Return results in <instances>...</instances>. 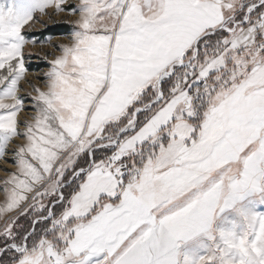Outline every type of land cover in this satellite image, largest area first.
I'll return each mask as SVG.
<instances>
[{"label":"snow or ice","instance_id":"obj_1","mask_svg":"<svg viewBox=\"0 0 264 264\" xmlns=\"http://www.w3.org/2000/svg\"><path fill=\"white\" fill-rule=\"evenodd\" d=\"M0 161V264H264V0H0Z\"/></svg>","mask_w":264,"mask_h":264},{"label":"rangeland","instance_id":"obj_2","mask_svg":"<svg viewBox=\"0 0 264 264\" xmlns=\"http://www.w3.org/2000/svg\"><path fill=\"white\" fill-rule=\"evenodd\" d=\"M44 21H47V17H43L42 18ZM57 20H61V19H74V17H67V16H64L63 14L59 17H56ZM51 28V29H49ZM49 29V30H48ZM68 30V26L67 25H59V26H56V25H48L47 28H45V25L42 24V23H35L33 25V29L32 31L33 32H36V33H39V32H43L44 35H52V34H55L54 38L55 39H58V40H64V37L66 35V32ZM28 51H31L33 53H38V54H43L44 52H47L49 50V46L48 45H41L39 42H37L35 44V46H30L29 49H27ZM30 64H31V71L29 73V76L30 78L37 84H40L41 86H43V82L42 80L40 79H37L35 75H33V73L36 72L37 68L38 67H44L46 68V65H41L40 61L35 59V58H32L30 60ZM26 87V86H25ZM8 169H11V168H8ZM5 176V175H3ZM3 176H0V177H3ZM3 196V193L2 191H0V197ZM25 217H21L20 218V223H25Z\"/></svg>","mask_w":264,"mask_h":264},{"label":"bare ground","instance_id":"obj_3","mask_svg":"<svg viewBox=\"0 0 264 264\" xmlns=\"http://www.w3.org/2000/svg\"><path fill=\"white\" fill-rule=\"evenodd\" d=\"M4 167L13 168L14 165L11 163L5 164L4 161H0V176H3L6 174L5 171L3 170Z\"/></svg>","mask_w":264,"mask_h":264}]
</instances>
